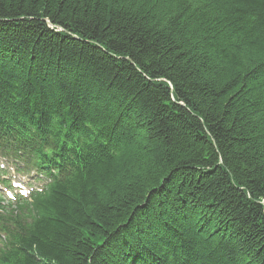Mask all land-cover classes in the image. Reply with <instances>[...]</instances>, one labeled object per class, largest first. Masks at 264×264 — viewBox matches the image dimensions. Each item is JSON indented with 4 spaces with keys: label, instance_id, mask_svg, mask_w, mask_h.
Segmentation results:
<instances>
[{
    "label": "trees",
    "instance_id": "1",
    "mask_svg": "<svg viewBox=\"0 0 264 264\" xmlns=\"http://www.w3.org/2000/svg\"><path fill=\"white\" fill-rule=\"evenodd\" d=\"M1 143L0 264H264V0H0Z\"/></svg>",
    "mask_w": 264,
    "mask_h": 264
},
{
    "label": "bare ground",
    "instance_id": "2",
    "mask_svg": "<svg viewBox=\"0 0 264 264\" xmlns=\"http://www.w3.org/2000/svg\"><path fill=\"white\" fill-rule=\"evenodd\" d=\"M40 173H41V171H40ZM34 175H37V173H33Z\"/></svg>",
    "mask_w": 264,
    "mask_h": 264
},
{
    "label": "rangeland",
    "instance_id": "3",
    "mask_svg": "<svg viewBox=\"0 0 264 264\" xmlns=\"http://www.w3.org/2000/svg\"><path fill=\"white\" fill-rule=\"evenodd\" d=\"M26 180H28V179H26Z\"/></svg>",
    "mask_w": 264,
    "mask_h": 264
},
{
    "label": "water",
    "instance_id": "4",
    "mask_svg": "<svg viewBox=\"0 0 264 264\" xmlns=\"http://www.w3.org/2000/svg\"><path fill=\"white\" fill-rule=\"evenodd\" d=\"M51 26V25H50Z\"/></svg>",
    "mask_w": 264,
    "mask_h": 264
}]
</instances>
